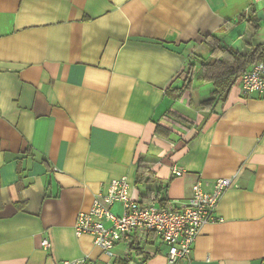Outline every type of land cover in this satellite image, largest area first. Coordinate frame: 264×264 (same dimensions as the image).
I'll return each mask as SVG.
<instances>
[{
    "label": "crops",
    "instance_id": "0c3cea01",
    "mask_svg": "<svg viewBox=\"0 0 264 264\" xmlns=\"http://www.w3.org/2000/svg\"><path fill=\"white\" fill-rule=\"evenodd\" d=\"M252 7L264 43V0H0V264H121L131 244L110 255L74 225L124 175L134 199L159 204H184L197 181L234 179L177 264H264V93L237 83L206 110L193 109L192 89L209 87L206 99L211 84L174 90L210 57L207 35L244 46L245 21L221 27ZM140 158L158 181L136 184ZM149 238L138 264H170Z\"/></svg>",
    "mask_w": 264,
    "mask_h": 264
},
{
    "label": "built area",
    "instance_id": "2783aa9c",
    "mask_svg": "<svg viewBox=\"0 0 264 264\" xmlns=\"http://www.w3.org/2000/svg\"><path fill=\"white\" fill-rule=\"evenodd\" d=\"M243 94L264 93V62L261 61L244 73L239 81ZM173 174L182 176L183 170L174 168ZM234 182L232 178H217L211 188L201 181L193 185L192 195L184 204L167 202L166 204L145 203L131 195V182L128 176L110 180L105 191L94 199L88 211L78 214L74 230L76 235L89 234L96 246L112 255L114 247L121 243H140L144 248L153 235L164 243L167 260L177 264L189 259L204 224L214 218V213L226 189ZM122 203L123 212L117 215L112 206ZM137 234L141 238L136 237ZM49 248V240L42 241ZM131 254L127 250L126 256ZM62 264H89L87 258L64 260Z\"/></svg>",
    "mask_w": 264,
    "mask_h": 264
},
{
    "label": "trees",
    "instance_id": "16d2710c",
    "mask_svg": "<svg viewBox=\"0 0 264 264\" xmlns=\"http://www.w3.org/2000/svg\"><path fill=\"white\" fill-rule=\"evenodd\" d=\"M240 21V22H239ZM245 21L246 29L241 35L242 47L230 46L223 41V36L219 34H209L205 37V43L210 48V57L203 59L199 67L195 63L190 64L189 76L185 83L174 89L179 98L197 83H208L212 85L210 97L199 102L200 109L211 110L218 105H223L227 101L232 88L239 83L246 71L255 64L264 62V43H254L255 35L260 27L258 10L251 8L250 14H241L238 20H227L222 25V32L226 33L239 23ZM156 132L162 136L170 137L172 130L168 127L157 125ZM147 162L140 158L137 165L136 184L144 181H158L155 172L149 167ZM167 186L162 185L158 194H162ZM166 199L163 197L162 202ZM155 241V239H154ZM153 242V241H152ZM133 253L121 259V264H138L142 259L148 258L140 243L131 244Z\"/></svg>",
    "mask_w": 264,
    "mask_h": 264
},
{
    "label": "rangeland",
    "instance_id": "374dc122",
    "mask_svg": "<svg viewBox=\"0 0 264 264\" xmlns=\"http://www.w3.org/2000/svg\"><path fill=\"white\" fill-rule=\"evenodd\" d=\"M206 88H209V87H205V86L201 85L199 87H195L194 89H192L193 109H195V106H198L201 99H204L202 97V95H204V93H205V95L208 93L207 92L208 89H206ZM206 97H208V96H206Z\"/></svg>",
    "mask_w": 264,
    "mask_h": 264
}]
</instances>
